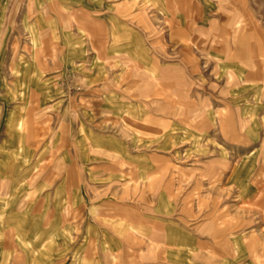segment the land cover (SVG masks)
Wrapping results in <instances>:
<instances>
[{
    "label": "rangeland",
    "instance_id": "obj_1",
    "mask_svg": "<svg viewBox=\"0 0 264 264\" xmlns=\"http://www.w3.org/2000/svg\"><path fill=\"white\" fill-rule=\"evenodd\" d=\"M178 5L0 0V264H264L263 90L205 62L229 41L261 64L264 0L193 8L194 57ZM175 91L204 114L174 113Z\"/></svg>",
    "mask_w": 264,
    "mask_h": 264
},
{
    "label": "crops",
    "instance_id": "obj_2",
    "mask_svg": "<svg viewBox=\"0 0 264 264\" xmlns=\"http://www.w3.org/2000/svg\"><path fill=\"white\" fill-rule=\"evenodd\" d=\"M162 1H170V2H174V3H178V7L176 8V11L178 13L177 17H178V22H179V34L181 37H183L185 40L186 39H191L193 41V44H186L189 48V51L191 52V54H193L194 57V49L195 48H199L201 47V42L204 41L202 40L201 37H198L197 35L193 34V30L196 29L194 28V23H195V16H193V8H197L198 10H201L200 14H204V16L207 14L205 11L202 12V9H207L210 5L215 4L216 2L219 3L220 0H162ZM232 1V0H231ZM242 3H245V0H241ZM204 9V10H205ZM144 11V10H143ZM166 14V13H165ZM175 14V13H174ZM166 16L169 15L166 14ZM203 16V17H204ZM194 17V18H193ZM92 19L97 20L99 19V16L97 15H92ZM138 23H141L143 28H147L149 27L151 30H153L152 26H153V19L151 17H149L146 13L141 15V17L138 18ZM139 25V24H138ZM140 26V25H139ZM210 29H212V26L209 27ZM225 33H228L229 31H227L228 29H223ZM203 31V30H201ZM140 48H142L143 46L140 44ZM209 48H211L210 50L215 51V52H219L218 54V60H213L210 56H208V58H206L205 62L206 64L211 67V66H216V73L219 74V78L221 77V73H223L224 71H226L227 73V82L231 83V86H237V88H247L250 87L251 85H259L260 88L263 90V94H264V42L262 44H260L259 47V51L258 54L262 56V60H261V64H259L258 62V57H255L254 60L252 62H245L244 60H240L237 61L236 58L237 56L234 55V53H232L231 51V44L229 43V41L223 42L221 46L218 45H213V43L209 46ZM233 56H232V54ZM226 56V57H224ZM258 56V55H257ZM193 59V58H192ZM193 61V68L197 69L198 71H200V77L203 81L204 77H203V73L205 72V69L203 68L202 70L199 67L200 64V60L199 58L196 56L195 59L191 60ZM146 60L143 61V66L146 67L145 65ZM154 69L157 71L155 74H151V82H153L155 85H160L163 81V78L160 77L158 74H160L161 72H163V68L161 67V62L159 60H155L152 63ZM240 65H243L244 67L241 68L239 71L237 70V67H240ZM181 72L180 73H175L171 76H164L167 77L165 79H178V78H183V79H188L189 76L186 72L185 67H181ZM178 74V75H177ZM244 81H252L253 83L251 84H246V83H241ZM165 82V81H163ZM169 82V81H168ZM166 83V84H165ZM164 85L166 86H170L169 83L165 82ZM185 86V85H184ZM163 88H166L163 86ZM198 87H196L197 89ZM236 88V87H235ZM186 90V92L190 91L192 88H184ZM195 90V89H194ZM235 92L236 89H233L231 91V95H229L228 98H225L226 104L229 105L231 104L230 102H235L236 103V96H235ZM262 92V91H261ZM174 95H177V97H174V102H173V106L176 107L178 110H174V113H177V111L180 114L184 115V119L185 120H189L190 119H195L196 117L200 116L201 114L203 115L204 112H202L201 105L200 106H196V103H191V102H187L184 101L185 100V96L184 94L182 95L181 93H178V91L174 92ZM227 99H229L227 101ZM171 112V111H170ZM215 111L212 109H208L205 112L206 116H209L211 119H216L217 117L221 118V113L219 111H216V113H218V116L216 117L214 114ZM239 117L241 118L242 123L240 125V130L242 131L241 134L245 135L248 134L247 130H245V127L247 126V121L249 120V115H247V113H243L240 112L238 113ZM227 121L229 122L231 119H229L228 117L226 118ZM155 120L157 121L158 119L153 118L150 122V124H152V126H154ZM148 121V120H147ZM158 122V121H157ZM249 135V134H248ZM250 136V135H249ZM263 142H264V136H263ZM228 183H231V185L233 186V184H236V179L234 177H230L228 178ZM244 185L246 186V182L244 183ZM253 185H247L246 189H247V193H251V190H253L252 188ZM259 197L261 198V200H263L262 197H264V193L263 194H259ZM133 235L135 237H137V234H135L134 231H132ZM233 244L235 243V240L233 241ZM237 243V242H236ZM235 243V244H236ZM237 251L240 250V246L238 245L237 247ZM263 248H264V242H263ZM253 249L255 250L256 247H253Z\"/></svg>",
    "mask_w": 264,
    "mask_h": 264
}]
</instances>
